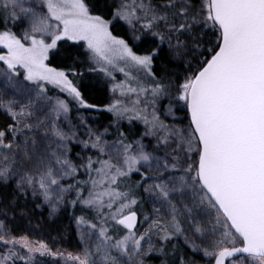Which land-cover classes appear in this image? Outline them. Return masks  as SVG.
<instances>
[{"label": "snow or ice", "instance_id": "1", "mask_svg": "<svg viewBox=\"0 0 264 264\" xmlns=\"http://www.w3.org/2000/svg\"><path fill=\"white\" fill-rule=\"evenodd\" d=\"M0 118V264H264V0H0Z\"/></svg>", "mask_w": 264, "mask_h": 264}, {"label": "trees", "instance_id": "2", "mask_svg": "<svg viewBox=\"0 0 264 264\" xmlns=\"http://www.w3.org/2000/svg\"><path fill=\"white\" fill-rule=\"evenodd\" d=\"M97 95L101 98L106 99L107 97V92L105 89H100L97 93ZM103 119V118H102ZM0 122H2V118H0ZM46 212L44 214V217H41L39 213L35 216L33 223H35L36 220H41L42 223L44 224V228L42 229L41 232L36 233L37 236L41 235L42 233H46L48 231V223L46 221ZM64 223H67L65 220ZM55 227V226H53ZM76 237L74 231L68 234V239L63 243L58 245L62 250L67 249L68 251H74L75 250V245H76Z\"/></svg>", "mask_w": 264, "mask_h": 264}]
</instances>
